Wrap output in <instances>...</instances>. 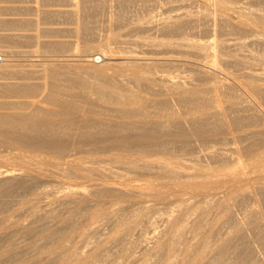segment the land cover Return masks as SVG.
<instances>
[{
  "label": "bare ground",
  "instance_id": "1",
  "mask_svg": "<svg viewBox=\"0 0 264 264\" xmlns=\"http://www.w3.org/2000/svg\"><path fill=\"white\" fill-rule=\"evenodd\" d=\"M61 1L0 5V264H264V0Z\"/></svg>",
  "mask_w": 264,
  "mask_h": 264
},
{
  "label": "rangeland",
  "instance_id": "2",
  "mask_svg": "<svg viewBox=\"0 0 264 264\" xmlns=\"http://www.w3.org/2000/svg\"><path fill=\"white\" fill-rule=\"evenodd\" d=\"M47 1V2H46ZM11 2V0H2V2H1V6H3V7H10L11 5H12V3H10ZM39 2V3H38ZM44 2V3H43ZM38 3V4H37ZM108 3V2H107ZM104 4L105 6L102 8V9H100L99 11H101V12H97V15H96V19H94V20H96L97 22H100V23H102L103 21L105 22L106 20V23L108 22V12L109 11H115L116 9H115V7L114 8H111L110 7V3H108V4ZM15 5H21V3H15ZM31 5H33V6H38V8L40 9H42L43 7V9H45V8H47L48 10L51 8V9H55V8H59V7H62V5H66L65 4V2L64 1H61V0H32V3H31ZM108 5V6H107ZM43 6V7H42ZM40 9V10H41ZM50 9V10H51ZM111 9V10H110ZM46 10V9H45ZM109 10V11H108ZM42 11H44V10H42ZM107 11V12H106ZM103 12H106L105 14H103ZM17 13H18V17L19 18H23V19H25V20H27V21H29V20H31V19H37L36 17H38V15L39 16H43V13H41L40 12V14L39 13H37V11H32L31 9H27V10H21V11H17ZM31 13V14H30ZM22 14H23V16H22ZM103 14V15H102ZM99 15V16H98ZM106 16V20L105 19H103L104 17H102V16ZM22 16V17H21ZM31 16V17H30ZM25 17V18H24ZM102 17V19H99V18H101ZM40 18V17H39ZM47 18H45V19H41V22L43 21V22H45V23H55V22H57V21H59V20H52V19H47ZM97 19H99V20H97ZM49 20V21H48ZM50 20H52V21H50ZM93 20V21H94ZM62 22V21H61ZM64 25H66V27L64 26ZM64 25H62V27L64 26V28H69V26L71 27V25H69V24H64ZM45 26H47V25H45ZM30 29H32V28H30ZM122 31V30H121ZM123 31H124V29H123ZM99 32H100V30H99ZM33 33V31L31 30V31H28V34H32ZM102 33V32H101ZM100 33V34H101ZM122 33V35H124L123 34V32H120V34ZM125 33V32H124ZM72 34V33H71ZM63 35H64V37H63ZM73 35V34H72ZM71 35V37H70V34H69V32H67L66 31V34H65V31H64V33L62 32L61 33V38L60 37H58V39L60 38V40H73V39H75V37H73ZM101 35H105V34H101ZM69 37V38H68ZM63 38V39H62ZM122 38H125V37H122ZM45 39H49V40H53L52 38H45ZM82 43H80V45H78L77 46V51H81L82 50V48H83V46H84V44H82ZM90 44H91V42H90ZM93 44V43H92ZM5 45V46H4ZM25 45V47H22V48H19V49H21V50H31L32 52H33V55L34 56H37V58H39V59H41V57L40 56H42L43 54H47V55H53V54H56V55H58V58H63L62 56L64 55L65 56V54L67 55L68 53H57V52H53V54H52V51H43L42 49H40L39 47H37L36 46V44L35 43H25L24 44ZM11 46H12V44H10V43H2L1 45H0V53L3 51H5L6 53L5 54H7V52L9 51V49L11 48ZM39 48V49H38ZM33 49V50H32ZM11 50H14L13 49V47H12V49ZM76 50V47H74L73 48V51H75ZM39 51V52H38ZM3 52H2V54H3ZM63 54V55H62ZM4 55V54H3ZM40 55V56H39ZM39 56V57H38ZM2 58H4L2 55H0V59H2ZM36 58V57H35ZM36 58V59H37ZM104 57H103V55H101V54H98L97 52H96V54L94 55V57H93V62L95 63V65H97V66H101V65H103L104 63H106V61H104V59H103ZM6 59H11L13 62V64H16L17 62H14V60H15V58H6ZM14 59V60H13ZM38 59V60H39ZM2 61L0 60V63H1ZM107 67H108V69H107ZM107 67H104L103 69H101V70H103V71H101L100 69H96L95 68V70H92L91 69V71L90 70H82V69H80L79 71H77L76 73L77 74H80V75H85V77H87L88 78V81L89 82H95V81H97V80H99L100 78L102 79V78H104V77H102V75L101 74H103V76H104V74H106V75H112L113 73V75H115V73H117V70H118V66L117 65H111V67L109 68V66H107ZM109 69H111V70H109ZM114 69H115V72H113L114 71ZM117 69V70H116ZM105 70H107V71H105ZM80 71H82V72H80ZM96 71H97V73H100V74H96ZM102 73H101V72ZM104 72H106V73H104ZM88 73H90V74H88ZM95 73V74H94ZM118 74V73H117ZM83 75V76H84ZM100 77H98V76ZM101 75V76H100ZM108 75V76H109ZM95 76H97L99 79H97V80H95ZM95 81H94V80ZM100 79V80H101ZM78 91V90H77ZM93 96V98H96V97H94V95H92ZM15 99L16 98H11L10 100H14L15 101ZM0 159H1V161H0V167H3V165L4 166H7V167H14V168H19V166L17 165V164H15V163H12L10 160L13 158V157H15V155L17 156L18 154H19V151L18 150H16V149H11V148H8V147H6V146H3V145H0ZM3 147V148H2ZM91 148L90 147H85L84 148V151H89ZM80 155V154H79ZM82 155V154H81ZM8 156V157H7ZM2 158H5L4 160L2 159ZM8 158V160H6ZM11 158V159H10ZM5 161V162H4ZM2 163V164H1ZM249 178H251V179H253V177L255 178V177H257V172H255V171H250L249 172ZM251 176V177H250ZM249 183H252V182H250V181H248Z\"/></svg>",
  "mask_w": 264,
  "mask_h": 264
}]
</instances>
